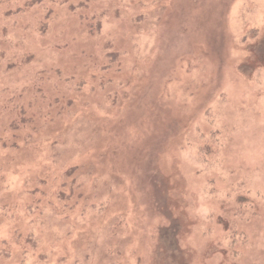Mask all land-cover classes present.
I'll use <instances>...</instances> for the list:
<instances>
[{
  "label": "rangeland",
  "instance_id": "rangeland-1",
  "mask_svg": "<svg viewBox=\"0 0 264 264\" xmlns=\"http://www.w3.org/2000/svg\"><path fill=\"white\" fill-rule=\"evenodd\" d=\"M0 264H264V0H0Z\"/></svg>",
  "mask_w": 264,
  "mask_h": 264
}]
</instances>
